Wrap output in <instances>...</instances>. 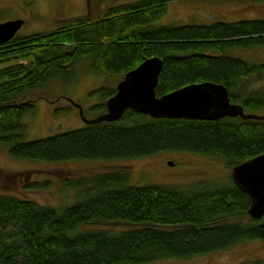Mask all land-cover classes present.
<instances>
[{
  "label": "trees",
  "instance_id": "obj_1",
  "mask_svg": "<svg viewBox=\"0 0 264 264\" xmlns=\"http://www.w3.org/2000/svg\"><path fill=\"white\" fill-rule=\"evenodd\" d=\"M176 1L183 0H124L92 16L93 0H88L87 14L60 19L52 31L16 35L0 44V148H9L18 160L49 163L186 152L218 158L230 171L264 154L262 120L152 119L131 109L117 122L25 139L24 120L36 109V99H27L28 94L83 63L95 75L120 83L145 60L158 57L163 61L156 88L159 97L211 82L225 86L231 102L246 114L264 107V86L247 89L251 82L264 79V63H251L236 54L264 48V17L159 23ZM115 94L111 87L90 93L100 99L92 107L97 117L107 112L106 103ZM68 111L57 108L55 114ZM25 175L28 180L30 175ZM31 179L25 185L28 190L48 191L53 185L51 178ZM130 179L129 169L66 179L61 190L77 188L78 201L61 208L0 194V264H150L264 239V218L249 216L251 199L231 175L190 190L133 186ZM116 224L129 228L119 232L86 228Z\"/></svg>",
  "mask_w": 264,
  "mask_h": 264
},
{
  "label": "rangeland",
  "instance_id": "obj_2",
  "mask_svg": "<svg viewBox=\"0 0 264 264\" xmlns=\"http://www.w3.org/2000/svg\"><path fill=\"white\" fill-rule=\"evenodd\" d=\"M124 0H93L89 4L90 15H97L108 4ZM0 23L23 19L24 26L18 36L54 30L60 19L77 17L88 13V0H0ZM264 17L263 1L233 0H183L169 5L159 23L181 25L193 22L212 23L215 21H236ZM253 63H264V48L236 53ZM119 80L114 77L95 75L85 63L72 70L56 75L42 90L29 93L27 99H36L35 112L27 116L25 139L35 141L54 136L68 130L83 128L84 117L93 120L97 113L92 107L100 102L90 93L102 87L116 88ZM264 86L262 81L251 82L248 90ZM69 109L68 113L55 114V110ZM264 116V107L253 111ZM172 162L173 165H170ZM118 169L131 171L130 184L133 186L164 185L183 190L197 189L201 184L224 181L231 171L224 161L186 152H160L148 157L123 160H70L61 163L18 160L10 155L9 148H0V194H9L22 199L36 201L41 205L61 208L78 201L79 190L62 191L66 179L90 177L101 172ZM29 172V173H28ZM31 180H53L48 191H32L25 188L26 175ZM29 182V181H28ZM84 191V190H82ZM111 227V228H110ZM115 227V228H114ZM87 229H112L117 232L128 229V224L116 226H87ZM85 228V229H86ZM83 231V229H81ZM264 262V239L244 242L228 250L206 254L190 259H167L150 264H249Z\"/></svg>",
  "mask_w": 264,
  "mask_h": 264
},
{
  "label": "water",
  "instance_id": "obj_3",
  "mask_svg": "<svg viewBox=\"0 0 264 264\" xmlns=\"http://www.w3.org/2000/svg\"><path fill=\"white\" fill-rule=\"evenodd\" d=\"M24 24L23 19L0 23V44L15 38ZM162 69V59L152 57L127 73L117 85L116 94L107 101V112L93 120L86 119L83 108L76 105L84 122H117L129 109L152 119L219 121L227 117H241L264 121V116L246 114L241 105L232 103L225 86L211 82L188 85L157 96L156 88ZM231 177L239 190L251 199L249 216L254 220L264 218V154L235 166Z\"/></svg>",
  "mask_w": 264,
  "mask_h": 264
}]
</instances>
